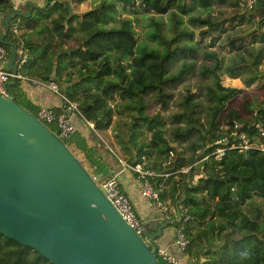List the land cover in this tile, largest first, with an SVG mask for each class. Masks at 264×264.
Returning a JSON list of instances; mask_svg holds the SVG:
<instances>
[{"label": "trees", "instance_id": "16d2710c", "mask_svg": "<svg viewBox=\"0 0 264 264\" xmlns=\"http://www.w3.org/2000/svg\"><path fill=\"white\" fill-rule=\"evenodd\" d=\"M82 1L20 4L25 6L23 10L13 7L10 0H0V16L11 8L21 11L9 19L0 45L8 51L3 40L13 41L16 50L26 51L19 71L38 80L55 81L93 128L106 129L113 116H130L127 122L117 120L124 130L115 134V141L125 163L139 162L153 171L152 176L145 177L157 200L169 199L176 205L180 220L168 226L181 229L186 240L183 252L191 264H264V213L252 206L253 198H257L264 211V152L253 146L239 147L242 140L238 136L242 132L249 141L254 139L255 124H264V97L254 101L242 97L241 108L232 106L231 99L243 89L223 86L219 79L226 73L249 86L257 77L260 50L253 49L264 45V0L249 4L247 0H193L199 12L188 16L190 28L179 27L181 16H174L177 8L183 10L184 0H89L95 3L74 12L72 3ZM121 12L166 14L169 36L160 33L161 20L154 19L149 23L153 30L147 35L156 43L152 47L140 45L130 17H119ZM14 20L16 32L11 30ZM193 36L210 62L195 68L192 62L182 63L175 73H168L170 63L184 49H192L183 40ZM242 50H249L247 57L241 55ZM217 54H236L237 59L223 64ZM193 71L206 80L194 84L195 92L185 88L175 102L177 110L163 115L170 87ZM18 83L15 79L8 84L6 92L33 113L38 106L26 98ZM150 98L158 101L161 109L148 114L145 109ZM142 133L148 138L139 139L138 149L132 151L130 144H137L135 136ZM222 137L223 142H216ZM62 141L100 166L94 150L76 130ZM184 143L174 155L176 147ZM98 144L111 153V145ZM216 146L223 149L218 158L214 154ZM158 173L166 178L161 180ZM167 214L174 216V211ZM161 221L152 226L142 221V233L153 232ZM154 253L158 264H166L155 249ZM0 264L51 262L35 249L0 233Z\"/></svg>", "mask_w": 264, "mask_h": 264}, {"label": "water", "instance_id": "95a60500", "mask_svg": "<svg viewBox=\"0 0 264 264\" xmlns=\"http://www.w3.org/2000/svg\"><path fill=\"white\" fill-rule=\"evenodd\" d=\"M18 14L11 8L0 16V40ZM3 43L9 46L5 67L14 71L16 45ZM13 82L0 91V233L51 264H158L152 241L179 222L176 205L174 216L143 240L62 139L7 94Z\"/></svg>", "mask_w": 264, "mask_h": 264}, {"label": "rangeland", "instance_id": "374dc122", "mask_svg": "<svg viewBox=\"0 0 264 264\" xmlns=\"http://www.w3.org/2000/svg\"><path fill=\"white\" fill-rule=\"evenodd\" d=\"M21 1H22L21 4L25 3L24 0H21ZM31 1L36 2V5H38V6H42V3L44 0H31ZM94 3H95V1H89V0L82 1V2L77 3V4L72 3L73 4L72 9L74 10V12L80 13L83 10L89 8L90 5L94 4ZM27 4H29V3H27ZM182 4L184 6V8H182L183 10L177 8L175 10L174 16H176V15L181 16V21L179 22V25H180L179 27L187 26L190 28L191 24H190V22H188V16L190 14H197L199 12V9H197L195 7V2L193 0H184V2ZM18 6L20 9L25 10V6H20V5H18ZM30 11L33 12L34 8L32 9V7H30ZM121 16L130 17L132 29L137 34V41L140 42V45H145L146 47H152L154 45V43H156V39H151L147 35L148 30H153V26L150 25L149 23L154 22V19L161 20V24L159 27L160 33L163 36H165L166 38H167V36H169L170 31L168 29V17L166 14H162L160 16H158L154 13L149 14V15L148 14L147 15H139V14L133 15V14H126L125 12H121L119 14V17H121ZM194 34L197 37V34L196 33H194ZM183 43L190 45L192 47V49L188 50V51H186L184 49V53L182 55H180V57L177 60H173L170 63V65L168 67V73H175L182 63L192 62L194 65V68H195L200 63H204L207 65L210 62L209 59L203 57V55H202L204 52L203 47L199 43L195 42L194 36L191 38H185L183 40ZM257 49L260 50V55L258 57V62L256 64V75H257V77L253 80V82L249 86H245L239 77H230L226 73H221L219 75L220 83L223 86H229V87H235V88H242L243 89V92L241 94H238L236 97L231 99L230 104L232 106H237V107L241 108L242 97L247 98V100H249V101L260 100L262 97H264V45L255 46L253 50H257ZM248 52H249V50L248 51L242 50L241 55L247 57ZM217 57L222 59L223 64H230V63H232L233 60L237 59L236 54L231 55V56H228V55L222 56V55L217 54ZM203 80H206V79L203 77L202 78L199 77L198 74L195 71H193L192 73H189L184 79L179 80L176 83H174V85H172L170 87V91H169L170 96H169L168 101H167V105H166L167 107L165 110L161 111L162 114L165 115V114H168L170 112L177 110V106L175 105V102L181 98V95L185 92V88H188L191 92H195L196 86L194 84L195 83L199 84V82H201ZM21 88L23 90H25L26 92L28 90H31L29 85H23V86H21ZM148 102L149 103L145 109L146 113H148V114L153 113L155 110L161 109L160 103L158 101L154 100L153 98H150ZM33 113L35 114V111ZM200 115H202V110H201ZM113 117H114V119H113L111 125L109 127H107L106 129H101V130L93 128L92 123L86 122L84 120L83 121L81 120V122L85 126L87 125L86 128L88 130V136L93 135L94 140L97 139V141L102 142V144H104V145H106V144L111 145V148H112V151L114 154L112 152L108 153V154H111L113 159L117 160L116 157H119V159L124 162L123 159L125 158V156L115 141V134L119 135L120 129L124 130L122 122L117 121V120L118 119H124L125 122H127V121H129L130 116L120 115L118 117L117 116H113ZM114 123H115V125H114ZM46 125L53 132H55L57 135H59L58 131L55 128L53 123H46ZM141 138L146 140L148 138V135L146 133L136 135L135 139L137 140L136 141L137 144L135 142L133 144H130L132 151H134L135 149L136 150L138 149V147H139V144H138L139 141L138 140ZM61 139L63 140L64 138L61 137ZM184 145H185V143L183 145H180L179 147H176L175 152H173L174 155H175V153L179 154V152L182 150V147ZM98 147L102 148L100 150L104 155L106 154L105 159L108 160L107 152L104 151L102 146L98 145ZM71 151L76 155L77 151L74 150V148H72ZM140 165H141V169L143 171H146V168L142 167V163H140ZM150 171H152V170H150ZM157 176H159V178L161 177V180L166 178V177H164L165 175L163 173H158ZM130 178L135 180L136 179L135 174L134 175L132 174L130 176ZM145 181L150 185L147 177H145ZM137 182H139L140 185L143 183L142 179H139ZM253 200H254V202H253L252 206H257V208L262 210L261 213H264L262 202H260L259 199H257V198H253ZM160 201H161V206H164V207H165V205L167 207L171 206L169 199H167L165 201L164 200H160ZM154 204H155L156 208L160 209V206H157L156 201H154ZM142 236L145 237L146 235L144 233H142ZM158 237L159 236H157L153 240L154 243H156L155 240Z\"/></svg>", "mask_w": 264, "mask_h": 264}, {"label": "built area", "instance_id": "2783aa9c", "mask_svg": "<svg viewBox=\"0 0 264 264\" xmlns=\"http://www.w3.org/2000/svg\"><path fill=\"white\" fill-rule=\"evenodd\" d=\"M251 1L252 0H247V4H249ZM11 30L12 32L17 31V20H14L11 23ZM15 52H17L18 56L15 57L13 62L15 70L11 71L5 67L8 51L4 46L0 45V91L2 90V83L18 79V84L20 86L29 85L30 88L35 91L48 90L55 94L59 101L58 106L55 108L48 106H40L36 109L34 115L44 124L53 123L58 131V134L60 135H58L60 138L68 137L75 130V126L70 120L69 116L71 113H76L77 115H79L75 103L66 98V96L59 90L55 81L38 80L37 78L27 76L21 73L19 71V67L25 62L27 53L26 51H22L20 49L15 50ZM235 126L236 125L233 124V127ZM238 136L242 140V143H240L239 147L245 148L248 146H253L258 148L260 151L264 152V124H255L254 139H252L251 141H249V139L245 137L242 132H240ZM223 140L224 137H222L221 139H217L216 142L220 143L223 142ZM222 153V147L216 146L214 151L215 157H220ZM121 165L123 168H127L132 171L135 174V178L137 181L139 179H142V195L148 199L156 201L157 206H160L161 208V216L165 217L167 215L166 207L161 206V203L157 200L156 192L151 189L152 187L145 181V175L152 176L154 173L150 170L143 171L139 162L134 163L133 165H129L121 161ZM89 174L92 180L100 188L104 196L109 200V202L113 205L116 211L120 214V216L128 223L129 226L133 228V230L143 240H146L147 237L142 236V231L144 228L142 225V220L141 218H138L136 216L135 212L133 211V207L130 200L121 192V190H119L116 173L111 174L106 178H100L95 173ZM173 241L178 253L172 252L163 245L154 243V249L156 253L160 256L162 260L166 262V264H191V262L187 259V256L183 252L186 240L179 227L174 229Z\"/></svg>", "mask_w": 264, "mask_h": 264}, {"label": "crops", "instance_id": "0c3cea01", "mask_svg": "<svg viewBox=\"0 0 264 264\" xmlns=\"http://www.w3.org/2000/svg\"><path fill=\"white\" fill-rule=\"evenodd\" d=\"M13 7L16 9L19 8L18 5L21 4V0H10ZM26 2L28 0H24ZM36 3V2H35ZM26 98L34 105L40 106H48V107H57L59 104L58 98L55 94L48 90H38L35 91L33 89L28 90L27 92L24 90ZM70 120L73 122L75 126V130L79 132L85 139L86 144L94 150V159L100 163V166L97 167L95 162H89L85 159L84 155L79 149L74 148L77 151L76 156L80 159L83 166L93 171L100 178H106L111 174L116 173L118 188L126 194V196L130 199L135 213L141 218V220L152 226L156 221L161 218V212L158 208H156L154 201L144 197L141 193L142 186L137 180H133L130 176L134 173L127 168H123L121 165V160L119 157H116L117 160L113 159L111 154L107 153L108 160L105 159L106 154L104 155L98 147L97 139L94 140L93 135L88 136V130L86 126L81 122L83 119L77 115L76 113H71L69 116ZM85 123V122H84ZM86 124V123H85ZM113 153V151H111ZM80 156H79V155ZM114 154V153H113ZM170 211H174V205L167 207V213ZM175 213V211H174ZM169 217V216H168ZM174 229L175 227L167 226L162 229L161 234L155 240L156 244H160L165 246L167 249L171 250L174 253H178L175 245H174Z\"/></svg>", "mask_w": 264, "mask_h": 264}, {"label": "clouds", "instance_id": "9594fccd", "mask_svg": "<svg viewBox=\"0 0 264 264\" xmlns=\"http://www.w3.org/2000/svg\"><path fill=\"white\" fill-rule=\"evenodd\" d=\"M151 200H152V199H151ZM153 201H154V200H153ZM160 203H161V202H160ZM165 207H166V209H167V206H166V205H165ZM159 210H160L159 212H161V208H160ZM165 217H168V214H167ZM161 218L163 219L164 217L161 216ZM161 218H160V219H161Z\"/></svg>", "mask_w": 264, "mask_h": 264}]
</instances>
